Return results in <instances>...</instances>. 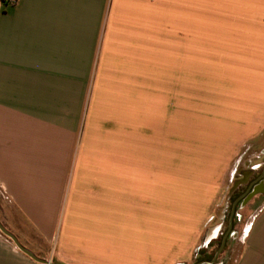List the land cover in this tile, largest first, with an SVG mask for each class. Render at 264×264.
I'll use <instances>...</instances> for the list:
<instances>
[{"label": "crops", "instance_id": "obj_1", "mask_svg": "<svg viewBox=\"0 0 264 264\" xmlns=\"http://www.w3.org/2000/svg\"><path fill=\"white\" fill-rule=\"evenodd\" d=\"M194 87L217 112L191 119ZM262 131L264 0H0V222L39 258L190 264ZM260 187L235 264H264ZM0 264L44 263L0 231Z\"/></svg>", "mask_w": 264, "mask_h": 264}, {"label": "rangeland", "instance_id": "obj_2", "mask_svg": "<svg viewBox=\"0 0 264 264\" xmlns=\"http://www.w3.org/2000/svg\"><path fill=\"white\" fill-rule=\"evenodd\" d=\"M207 88H208V90L204 91L203 95H198L197 89L195 87L190 89L189 97L194 102V103L189 105V114H190V116H192L191 119H195L198 115L213 114L214 111L217 112L215 108L213 110L208 105H205L201 108V104L206 102V101H204L205 99L209 100L210 98H212L214 96L213 95L214 88H212V87H207ZM198 97L200 99H197ZM197 100H200L201 102H198ZM177 154H178L177 158H179L180 152H177ZM191 155H192V153H191ZM191 155H190V157H191ZM249 162L251 165L260 164V166H262L264 164V131H262V133L260 135H257L253 138H249L246 141H244V143H242L237 154L235 155V157L232 159L230 165L228 166L227 172H226L224 179L222 181V184H221L222 186H220V191L218 192V194H220V197L222 196V198L219 197L218 199L216 198V199L208 200L209 205H208V208H206L205 212H204V215H205L204 221L205 222L202 224L203 229H204L202 234L204 236L206 234L207 228L211 224L213 225V224H216L220 221L218 216H217V212L219 211V209L221 210V207L226 206L227 202H229V208H227L228 210L226 209L225 216L229 214L230 209H231L230 208L231 202L233 201V199H231V200L227 199L226 200V198L224 196H226L227 192L229 191L230 187L232 186V181H233L234 176H237L236 170L239 168H245V166L248 165ZM179 168L180 167L174 166V168H173L174 169V175H176L175 171L178 170ZM260 169H261V167L257 168L256 170L258 171ZM209 218L211 219L210 221H208ZM250 220H251L250 216L243 214L242 220L236 221V223L234 222V226L232 229V231H234V233H232L231 237L226 242V245L223 248V250L217 255L216 263H218V264H235V261L238 257V254H239V251L241 248L242 239H243L244 234H245L244 229H245L246 225H248ZM189 221L191 222V217H190ZM227 227H228V216H227V218H224V220H223L222 234L225 232ZM203 235H202V237H203ZM221 236H220V238L211 241L207 246L202 248L199 252L194 251L190 264H194L197 260L200 259V257L203 256L204 253H205L206 257L212 258L220 246Z\"/></svg>", "mask_w": 264, "mask_h": 264}, {"label": "flooded vegetation", "instance_id": "obj_3", "mask_svg": "<svg viewBox=\"0 0 264 264\" xmlns=\"http://www.w3.org/2000/svg\"><path fill=\"white\" fill-rule=\"evenodd\" d=\"M251 167H252V165L249 163L248 165L245 166V168L237 169L236 170L237 176H234V178H233L232 186H233L235 181H238L239 187L229 197V200L233 199V201L231 202L230 208H232L234 201L236 199L240 198L238 203H237V209H236V213L234 216V222L235 223H236V221L242 220V216L237 215V211H238L239 207L242 206L244 200L250 194L260 190V188H261L260 184L264 180V164L262 166L257 167V168L261 167V169L258 171L256 170L257 168L252 169ZM227 208H229V202H227V204L225 206V209H227ZM230 212H231V209H230ZM230 212L228 215L225 216V218H227V216H228V227H229V221H230ZM234 222H233V226H234ZM221 227H222V231H223V223H222ZM228 227L226 228L225 232L227 231ZM232 229H233V227H232ZM232 229H231L227 239L229 237H231V235L233 233ZM224 233H223V235H224ZM223 235L221 236V240H222ZM220 244H221V242H220ZM215 254H216V252H215ZM215 254L212 258H208V257L203 256L202 258L197 260L194 264H196L198 261L212 260L215 257ZM216 259H217V257H216ZM216 259L212 263L203 262L202 264H218V263H216Z\"/></svg>", "mask_w": 264, "mask_h": 264}, {"label": "water", "instance_id": "obj_4", "mask_svg": "<svg viewBox=\"0 0 264 264\" xmlns=\"http://www.w3.org/2000/svg\"><path fill=\"white\" fill-rule=\"evenodd\" d=\"M236 188V184L234 186V188L232 189L231 193L233 192V190H235ZM240 198L236 199L232 205V208H231V212H230V221H229V227L227 229V231L224 233L223 237H222V240H221V244L215 254V257L212 259V260H204V261H198L196 264H202L203 262H208V263H212L217 255L223 250V248L225 247L226 245V241H227V237L233 227V222H234V216H235V213H236V209H237V203L239 201ZM246 199H249V196L246 198ZM244 200L243 204L246 203L247 200ZM0 231L5 234L7 237H9L14 243L15 245L21 250L23 251L24 253H26L28 256H30L31 258H33L34 260L40 262V263H44V264H56V263H53L51 262L50 260H47V259H42V258H39L37 255H35L31 250H29L28 248H26L25 246H23L19 240L16 238V236L10 232L9 230H7L5 228V226L0 222Z\"/></svg>", "mask_w": 264, "mask_h": 264}, {"label": "built area", "instance_id": "obj_5", "mask_svg": "<svg viewBox=\"0 0 264 264\" xmlns=\"http://www.w3.org/2000/svg\"><path fill=\"white\" fill-rule=\"evenodd\" d=\"M19 0H4L7 4H16Z\"/></svg>", "mask_w": 264, "mask_h": 264}, {"label": "trees", "instance_id": "obj_6", "mask_svg": "<svg viewBox=\"0 0 264 264\" xmlns=\"http://www.w3.org/2000/svg\"><path fill=\"white\" fill-rule=\"evenodd\" d=\"M203 256L206 257L205 253L203 254ZM203 256H202V257H203ZM202 257H200V258H202Z\"/></svg>", "mask_w": 264, "mask_h": 264}]
</instances>
